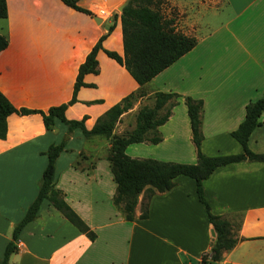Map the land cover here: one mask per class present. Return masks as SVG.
<instances>
[{
  "label": "crops",
  "instance_id": "0c3cea01",
  "mask_svg": "<svg viewBox=\"0 0 264 264\" xmlns=\"http://www.w3.org/2000/svg\"><path fill=\"white\" fill-rule=\"evenodd\" d=\"M122 1L78 0L92 12L88 14L62 0H6L7 15L0 17V33L7 38L0 49V91L16 107L46 109L68 100L78 65L107 31L110 18L115 25L102 44L123 53L118 10ZM171 3L182 11L196 8L202 13L199 19L187 14L179 23L174 20L181 31L196 36V44L142 85L99 49L97 70L84 74L88 84L79 87L65 115L86 114L84 124L90 128L109 106L142 89L144 93L119 116L115 132L120 119L153 104L155 91H173L177 95L167 102H173L170 114L157 126L161 139L132 142L125 148L127 154L196 161L185 95L203 100L201 150L208 155L241 152L230 131L243 119L246 103L263 94L264 0ZM210 4L213 10H207ZM220 8L227 13L214 21ZM94 14L100 15V24ZM124 123L128 130L135 125ZM63 138L54 184L95 237L90 239L44 198L37 215L19 231L8 264H201L211 247L213 227L192 177L178 174L170 189L153 193L146 217L139 216L143 193L139 194L134 218L126 220L112 201L116 183L107 159V138L85 137L79 127L67 133L57 117L46 129L38 112L9 114L6 136L0 138V264L14 225L38 192L47 163L44 152ZM247 143L253 151H264V111ZM203 187L213 213L237 219L240 237L211 264H264V162L220 165L203 180Z\"/></svg>",
  "mask_w": 264,
  "mask_h": 264
},
{
  "label": "trees",
  "instance_id": "16d2710c",
  "mask_svg": "<svg viewBox=\"0 0 264 264\" xmlns=\"http://www.w3.org/2000/svg\"><path fill=\"white\" fill-rule=\"evenodd\" d=\"M62 1L76 10L92 14L89 9L80 6L77 3L78 0ZM159 2L160 0H129L120 12L123 53L120 54L117 50L106 48L102 44V41L114 28L115 21H111L107 31L99 35L86 53L84 60L78 65L72 95L68 100L50 105L46 109L16 107L0 91V138H5L7 116L13 112L18 114L40 113L46 129L53 127L55 117H57L67 126V133H70L73 128L79 127L85 137L99 134L108 138L107 159L116 183L112 201L121 208L123 217L126 220L134 218V210L139 194L143 193L139 216L146 217L148 215V199L153 193L170 189L175 184L174 178L178 174L192 177L195 182L197 197L205 206L207 218L215 231L210 250L204 253L201 258V264H211L213 261L220 260L223 252L231 249L240 237L237 234V229L235 231L232 229L230 218L212 212L204 193L203 180L216 167L229 162L242 160L264 162V151H253L247 143L253 128L260 124V115L264 111V90L260 97L246 103L243 119L236 128L230 131L231 135L241 144V152L214 155L205 154L200 147L203 138L201 131L203 100L191 95L184 96L191 128V139L196 150L195 162L133 157L125 151L126 146L132 142L147 139L156 143L161 139L157 132V126L168 118L170 106L173 102L168 105L167 102L177 95L176 92L155 91L153 93V104L141 106L135 114L134 127L123 133L113 132L115 123L121 113L132 106L133 100L144 93L142 89L129 92L119 101L109 106L97 117L90 128L84 124L86 114L81 118H68L65 115L67 106L77 100L76 93L79 87L88 84L83 80L84 74L97 70V52L99 49H102L106 55L123 65L135 81L142 85L196 44V36L177 28L174 18L161 12ZM6 15V0H0V17ZM6 45L7 38L0 33V49ZM149 133L151 135H148ZM65 141L66 139L63 138L59 142L50 143L45 150L47 163L42 171L38 192L28 205L22 218L14 225L11 239L4 248L1 264H8L9 255L17 248L16 240L19 231L25 223L37 215L39 204L44 198L48 199L90 239L95 237V232L67 203L63 190L57 188L54 184L55 160L64 148Z\"/></svg>",
  "mask_w": 264,
  "mask_h": 264
},
{
  "label": "rangeland",
  "instance_id": "374dc122",
  "mask_svg": "<svg viewBox=\"0 0 264 264\" xmlns=\"http://www.w3.org/2000/svg\"><path fill=\"white\" fill-rule=\"evenodd\" d=\"M158 5H159V8H160L161 12L164 15H166V16H173L174 20H177V23H179V19L180 20L181 19L182 20L185 19L187 14L188 15L189 14L190 15H193L197 19H199L201 17V14H202V13L196 11V8L188 9L186 11L185 10H183V11L182 10H179V9H177V7H175V6L172 5L171 0H160V2H159ZM209 9L210 10H213L214 9V7L212 6V4H210V7L207 8V10H209ZM222 9H224V8H222ZM222 9L221 8L219 9V11L222 12V13L220 15H216V17H214V21H217L221 17H223L224 15H226L227 12L224 11V10H222ZM201 19H203V18H201ZM110 21H112L111 18H110ZM100 23L101 22H99V24ZM202 30H203V28H200L198 31L199 32H202ZM127 120H128L129 123H131V122L133 123L135 121V116L131 115L130 117H126V119H120V121H122V123L116 125V129H115V132L114 133H123V132L128 131V128L129 127L126 125V123H124V122H127ZM118 130H120V131H118ZM107 140H108V138H107ZM231 222H232V229L235 231L237 229V219L233 217V220H231Z\"/></svg>",
  "mask_w": 264,
  "mask_h": 264
},
{
  "label": "water",
  "instance_id": "95a60500",
  "mask_svg": "<svg viewBox=\"0 0 264 264\" xmlns=\"http://www.w3.org/2000/svg\"><path fill=\"white\" fill-rule=\"evenodd\" d=\"M128 2H129V0H123V1L119 4V6H118V10L121 12L122 9H123V7H124ZM93 18L95 19L96 22H100V21H101V17H100V16H97V15H95V14L93 15ZM211 235H212V237H214V235H215V231H214L213 228H211Z\"/></svg>",
  "mask_w": 264,
  "mask_h": 264
}]
</instances>
